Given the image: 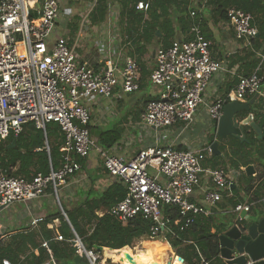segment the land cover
I'll return each mask as SVG.
<instances>
[{
    "label": "built area",
    "instance_id": "1",
    "mask_svg": "<svg viewBox=\"0 0 264 264\" xmlns=\"http://www.w3.org/2000/svg\"><path fill=\"white\" fill-rule=\"evenodd\" d=\"M70 1L90 4L87 16L98 0ZM61 2L0 0V138L10 134L16 137L28 122L42 130L46 123L55 122L63 137L57 169L51 168L47 174L38 172L30 179L8 175L0 169V211L47 193L59 202V189L66 187L69 179L82 168L78 159L88 157L91 150L97 149L105 171L126 189L124 197L111 205L108 212L120 220L140 215L151 222L150 239L165 240L161 235L166 223L163 205H175L185 217L186 227L191 222L190 215H209L223 195H231L238 172L207 165L213 155L211 143L216 140V136L209 140L207 129H216L223 107L229 101H244L255 95L264 98L261 85L264 52L259 54L253 71L240 76L231 92L208 101L204 98L205 90L222 65L211 55V43L204 37L200 24L192 23L185 37L174 38L166 48L159 47L149 81L162 91L158 98L145 103L139 115V124L157 134L153 143L127 159L98 147L90 134V110L85 101L92 97L111 98L118 84L126 93L138 90V63L133 57L125 56L120 65L118 59L108 57L94 69L80 59L74 45L63 37L52 36L63 10ZM134 6L147 12L150 3L139 0ZM190 15L194 16L195 12L191 11ZM225 17L234 37L251 45L258 35L252 14L228 6ZM199 115L208 121L197 138L191 125ZM171 127L176 137L186 138L184 148L160 141V132ZM197 190L198 198L194 196ZM250 208L249 201L234 206L238 224L243 221L240 213H249ZM96 213L101 216L104 211ZM43 218L35 216L29 225L36 227ZM72 232L74 236L69 242L75 256L86 264H100L104 260L101 251L94 246L86 248ZM54 239L61 241L64 237L56 232ZM41 245L47 247V241H42ZM1 264L12 262L4 258Z\"/></svg>",
    "mask_w": 264,
    "mask_h": 264
},
{
    "label": "trees",
    "instance_id": "2",
    "mask_svg": "<svg viewBox=\"0 0 264 264\" xmlns=\"http://www.w3.org/2000/svg\"><path fill=\"white\" fill-rule=\"evenodd\" d=\"M137 1L139 0H121V13L126 15L124 17L129 25L128 33L132 36L135 45L144 49L145 46L139 45L140 42L150 43L157 36L156 31H159L160 46L168 47L176 38L173 22L175 16L179 30L185 34L188 32L191 22L187 0H148L150 7L147 12L135 9L134 5ZM218 1H221L218 9L221 17L226 18L225 8L231 5L252 14L253 24L258 29V35L252 44L263 53L264 0ZM107 8L106 0H98L91 16L92 20H102ZM251 61L256 65L258 59L252 58ZM252 106L250 111L254 116L253 121L261 130L260 137L253 128L247 126L243 128L245 137L243 140L232 136L222 138L217 135V139L221 140L218 145L220 150L228 147L230 166L236 169L249 164L264 168V112L260 111L264 108V99L257 100ZM247 114L248 112L243 111L240 116L243 118ZM14 138L15 143L12 145ZM213 139L214 136L210 135L209 140ZM62 140V133L57 123H46L45 130H42L36 128L32 122H28L16 137L10 134L6 138H0V169L8 175L23 176L27 179L38 172L47 174L51 168L59 167ZM115 140L113 136L109 141H104V144L112 145ZM218 157L212 155L207 163L211 167L219 166ZM82 160V158L78 159L80 163ZM239 181H242L243 192L248 196L250 203L255 204L264 197V170L258 169L256 176L242 173ZM237 189L238 187H232V193H236ZM124 194L123 185L115 180L101 192L86 194V197L71 210L63 208L74 232L86 248L96 244L106 247L104 251L114 253L120 248V251L131 249L127 246H131L139 238H150V221L140 215L132 219L120 220L108 212L109 207L120 201ZM227 201L233 208L237 204L236 196L228 198ZM97 210H103L104 214L98 216ZM162 213L166 223L161 235L170 244L171 247L165 241L168 247L183 258L184 264H207L211 259L218 257V235L227 225L226 222L218 221L214 214H198L190 215L191 222L184 227L185 217L179 213L175 205H163ZM55 221H58L57 226ZM69 223L64 219L62 212L56 210L47 213L36 227L27 225L12 230L7 243H4L3 237L0 236V264L4 258L9 259L12 264H53V261L55 264H81L74 261V248L69 242L74 234ZM56 232L60 233L64 240H55ZM44 240L47 241V247L41 245Z\"/></svg>",
    "mask_w": 264,
    "mask_h": 264
},
{
    "label": "crops",
    "instance_id": "3",
    "mask_svg": "<svg viewBox=\"0 0 264 264\" xmlns=\"http://www.w3.org/2000/svg\"><path fill=\"white\" fill-rule=\"evenodd\" d=\"M106 1L108 4V8L103 19L100 21L92 20V13L86 16V13L80 12L79 10L84 7L85 2H77L78 4L75 9V14L73 15L74 18L70 21H67L66 24H62V21L65 18L63 17V20L60 21L62 17L61 15V17H59L56 21V25L52 35L53 37H63L68 41L70 45H74V49L78 57L86 61L94 69H98L103 64L105 58L108 57H111L113 60L118 59L120 65H123V57L125 56L133 57L138 63L139 88L138 90H136L137 92H139L138 94H134L133 92L126 93L122 90L121 85L118 84L115 87L114 93L111 98L105 99L102 97H92L85 101L90 110V134L91 131L95 130H99L100 132L99 128H105L109 125V122L114 121L115 119L113 116H115L116 114H120V112L118 113L117 111L118 109L125 110L124 114L126 115H132L130 120L132 121V126H134L136 123L140 125L138 123L139 115L143 110L145 103L151 99L158 98L162 91L161 87L152 85L149 81V74L155 66V51L159 47H161L158 40L161 33L159 32V34H157L156 31L157 36L150 43L140 42L139 45L145 46L144 49L140 48V46L135 45V42L132 41V36L128 33L129 25L126 23V18L124 17L126 15L121 13V0ZM187 1V10L189 11V13L191 11L195 12L194 16H189V21L191 22V24L194 22H198L200 24L204 37L211 43V55L222 65V69L212 76L205 90L204 98L208 101H211L218 96L227 95L234 89L240 76L250 74L256 66L253 64L251 59H258L259 54L262 52L260 49L258 50L257 48H254L253 44L247 45L243 40H237L234 37L233 29L229 26L226 18L219 16L218 9L219 6H221V1ZM64 16L66 15L64 14ZM176 18V16L173 17L174 26L176 28V38L185 37L186 34L179 30V25L175 21ZM86 26H88V28H85ZM261 85L264 89V71L262 72ZM251 99L252 97H248L246 100L238 102L246 103ZM254 103L251 104V108L253 107L252 105ZM249 113L252 112L250 111ZM119 123H121L122 125H127L129 121L125 123V120H121L119 121ZM247 127H250V125H247ZM156 134L157 133H155L153 130L152 134L148 136V138H155ZM160 135L162 139H164L162 141L164 145L172 144L175 145L176 148H184V144H186L187 142L184 136L176 137L172 129L161 131ZM210 135L216 136V140H218L216 129H214V132H211ZM125 136H127L126 133ZM199 136L200 134L199 132H197V138ZM154 138L148 140L144 139L141 142H135V144H133L132 141H126L125 143L118 141L110 145L101 144L98 140L95 141L98 147L103 148L109 154L129 159L134 156L136 151L153 143ZM241 140H243V138H241ZM218 142L221 143V140H218ZM225 150H228V147H226ZM221 153L223 152L221 151ZM207 165L209 164L207 163ZM220 165H223V163L220 162ZM249 165L253 167L252 173L246 172L247 166H240L238 169L234 167H224L228 170V172H238V176L235 179V187H238L237 192L231 193V195H223L222 201L217 204V206L212 210L211 213L214 214V217L217 218L218 221L226 222L227 225L225 227L230 226L233 222H237L235 221L237 214L233 210V206H230L227 203L228 198L236 196L237 203H244L248 201V196H246L243 192V184L242 181H239V176L242 173L247 176H256L258 169H261L262 171L264 170V168L260 166L257 167L253 164ZM81 166L82 168L69 179L68 185L60 189L62 192L61 195H59V203H61L62 201L65 209L71 210L74 206L79 204L82 199L86 197V194L101 192L109 184L115 181V178L109 176L103 168L102 159L97 149L91 150L88 157L82 160ZM123 187L125 189L124 185ZM198 193L199 190L195 192L194 196H196V198H198L197 196H199ZM50 196L51 195L47 193L38 199L31 200L26 203L15 204L9 207L11 213H15L16 215L15 227L27 226L29 225V222L33 217L38 215H47V213L49 212L45 211L44 209L45 201H47V206L48 204L51 207L53 206V202L51 201ZM60 196L63 197V200ZM62 206L63 205L60 204V207L62 209L61 211L64 212V207ZM250 209L251 210L249 214L252 221H258L259 219L264 217V197L255 204L251 203ZM98 211L100 210H97L96 212ZM56 222L58 223V221H55V226H57ZM124 251L127 252L125 253ZM167 252H169V254L173 253L172 250H169ZM35 253H37V250H35ZM115 253L120 257V259H118L117 261L121 264H136V261L133 260L131 263L127 262V254L133 255L135 251H130L129 249L123 251H115ZM207 264H226L224 258L220 256V246L218 257L211 259Z\"/></svg>",
    "mask_w": 264,
    "mask_h": 264
},
{
    "label": "water",
    "instance_id": "4",
    "mask_svg": "<svg viewBox=\"0 0 264 264\" xmlns=\"http://www.w3.org/2000/svg\"><path fill=\"white\" fill-rule=\"evenodd\" d=\"M157 34H159V31H157ZM257 99L258 97L255 95L246 103H240L234 100L226 103L217 122L216 134L222 138L232 136L238 139H244V131H242L243 127L250 125L260 137L261 130L256 123L252 121L254 117L253 113H249L252 109L251 104ZM243 111H246L249 114L238 120V115ZM260 111L264 112V108ZM14 143L15 138L12 141V145H14ZM218 145V140L211 143L213 155H222ZM246 172L252 173L253 167L247 165ZM61 212L64 219L69 223L65 212ZM240 217L243 219L244 223L237 224L236 222H233L230 226L225 227L218 235L220 256L224 258L226 264H246L248 261H250L251 264H264V217L258 221H252L250 214L245 212H241ZM69 226L73 230L70 223ZM154 240H149L147 242L148 244H151ZM94 248L98 251L104 249L102 246L96 244L94 245ZM120 249H117L116 251H119ZM127 258L131 259L130 255L127 254ZM174 258H177L181 263H184L183 258L178 254H174ZM74 261L86 264V262L79 256H75ZM166 264H171L170 260H168Z\"/></svg>",
    "mask_w": 264,
    "mask_h": 264
},
{
    "label": "rangeland",
    "instance_id": "5",
    "mask_svg": "<svg viewBox=\"0 0 264 264\" xmlns=\"http://www.w3.org/2000/svg\"><path fill=\"white\" fill-rule=\"evenodd\" d=\"M61 4L63 7V10H62L59 17H61V15H62L60 21H62L63 17H64L65 19L62 21V24H66L67 21H70L74 18L73 15L75 14V9H76L78 3L70 1V0H62ZM89 6H90V4H87L85 2L84 7H82V9H80L79 11L86 13V10L88 9ZM91 13L92 14L94 13V8L92 9ZM64 14L66 16H64ZM85 28H88V26H86ZM133 93L138 94L139 92L134 91ZM259 99H264V98L259 97L257 100H259ZM117 111H118V113L120 112V114H118V115L116 114L115 116H113L115 120L109 122L108 126H106L105 128H103V127L99 128L100 132H99V130L91 131V137L92 138H94L96 141L98 140L99 142H101V144H104V141H109L111 139V137H113V136L116 138L115 142L119 141V142L125 143L126 141H128V142L132 141L133 144H135V142L136 143L141 142L144 139L148 140V139L154 138V137L148 138V136H150L152 134V131H153L152 129L145 128L142 125H138L137 123L134 126H132L131 125L132 121H130L132 115L124 114L125 110H123V109H118ZM121 120H125V123L127 121H129V123L127 125H122L121 123H119V121H121ZM207 121L208 120L206 117L199 115L198 117L195 118L194 123L191 125V131H193L195 133V132H200L203 128L206 129ZM168 129H172V131H173V127L168 128ZM214 129H215L214 127H209L207 129V133L210 135L211 132H214ZM164 130H166V129H164ZM125 133L127 134V136H125ZM155 133H157V132H155ZM101 137H102V140H101ZM163 140L164 139H162L160 141L162 142ZM206 141L209 142L208 139H206ZM222 151H223L222 156L218 157V161L223 163V165H220V166L231 167L229 164L230 161H229V157H228L229 150L223 149ZM61 192L62 191L59 189V195H61ZM50 197H51L50 198L51 201L53 202V206L51 207V206H49V204L47 206V204H46L47 201H45V206H44L45 211H47L49 213L55 212L56 210L61 211L62 209L60 207V204H62L63 207L65 208L62 201H61V203H59L55 197H53L52 195ZM60 197L63 200V197L62 196H60ZM15 218H16L15 213H11V210L9 208H4L0 211V236L3 237L2 241L4 243H7L9 241L10 234H11L12 230L18 229L19 227H22V226L15 227V222H16ZM160 239L163 242H165V240H163V238H159V240ZM148 240H150V238L142 237V238L135 240L133 242V244L130 246V248H131L130 251H134V248H137L135 250V253H133V255L128 254L131 256L133 261H136V259H135L136 254H137L136 251L137 250H143L144 247H142V245L144 244L145 241H148ZM166 249H167L166 250V252H167V251L171 250L172 248L170 249L168 247V245H166ZM124 252L126 253L127 251H124ZM172 252L174 254H176L175 250H173V249H172ZM101 255L103 256L104 260L102 259L99 262L100 264H118L119 263L117 260L120 259V257L117 256L115 252L113 253V252H107V251L102 250ZM155 264H163V263H162V261H159V262L157 261Z\"/></svg>",
    "mask_w": 264,
    "mask_h": 264
},
{
    "label": "clouds",
    "instance_id": "6",
    "mask_svg": "<svg viewBox=\"0 0 264 264\" xmlns=\"http://www.w3.org/2000/svg\"><path fill=\"white\" fill-rule=\"evenodd\" d=\"M163 246V241L154 240L150 245H148L146 250L137 252L135 258L136 264H154L153 257L160 252Z\"/></svg>",
    "mask_w": 264,
    "mask_h": 264
},
{
    "label": "bare ground",
    "instance_id": "7",
    "mask_svg": "<svg viewBox=\"0 0 264 264\" xmlns=\"http://www.w3.org/2000/svg\"><path fill=\"white\" fill-rule=\"evenodd\" d=\"M148 245H150V243L148 244L147 241L144 242V244L142 245V247H144L143 250H137L136 252L138 251H144L147 249ZM135 247V246H134ZM137 248H134V251L136 250ZM166 243L164 242V246L161 248L160 252L156 255H154L153 257V261H154V264L158 261H162L163 264H166V262L168 260H170L171 264H182L177 258L175 259L174 258V254H169V252H166ZM127 262L128 263H131L132 262V259H128L127 258Z\"/></svg>",
    "mask_w": 264,
    "mask_h": 264
},
{
    "label": "flooded vegetation",
    "instance_id": "8",
    "mask_svg": "<svg viewBox=\"0 0 264 264\" xmlns=\"http://www.w3.org/2000/svg\"><path fill=\"white\" fill-rule=\"evenodd\" d=\"M237 119L240 120V115H238V118Z\"/></svg>",
    "mask_w": 264,
    "mask_h": 264
}]
</instances>
